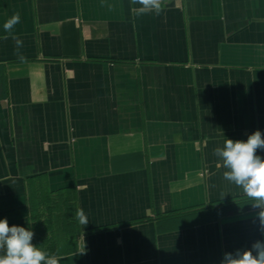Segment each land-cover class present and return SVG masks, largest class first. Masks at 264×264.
Masks as SVG:
<instances>
[{
    "label": "crops",
    "instance_id": "obj_1",
    "mask_svg": "<svg viewBox=\"0 0 264 264\" xmlns=\"http://www.w3.org/2000/svg\"><path fill=\"white\" fill-rule=\"evenodd\" d=\"M137 7L0 0V220L60 264H220L264 241L213 154L264 138V0Z\"/></svg>",
    "mask_w": 264,
    "mask_h": 264
},
{
    "label": "clouds",
    "instance_id": "obj_2",
    "mask_svg": "<svg viewBox=\"0 0 264 264\" xmlns=\"http://www.w3.org/2000/svg\"><path fill=\"white\" fill-rule=\"evenodd\" d=\"M139 7L134 9L137 16L155 13L160 15L162 0H131ZM21 22L20 14L14 13L3 25L5 32H11ZM17 53L23 42L13 37ZM21 61L25 60L22 55ZM257 149H264V138L257 130L246 141L225 139L222 147L214 149V155L222 160L226 169L223 178L239 187L252 201L258 213L261 226L264 227V159L257 155ZM76 218L82 226L89 223L84 210L77 209ZM34 233L25 227L9 226L7 219L0 220V264H60L62 257L48 255L32 243ZM81 252L80 254H83ZM255 253V254H254ZM220 264H264V241H255L250 249H237L226 252Z\"/></svg>",
    "mask_w": 264,
    "mask_h": 264
},
{
    "label": "trees",
    "instance_id": "obj_3",
    "mask_svg": "<svg viewBox=\"0 0 264 264\" xmlns=\"http://www.w3.org/2000/svg\"><path fill=\"white\" fill-rule=\"evenodd\" d=\"M251 203H252V201L250 200L248 202L245 201L242 204L226 205V206L222 207V209H223L222 212L227 213V214H232V213H235L236 211L246 209V208H248V206H253Z\"/></svg>",
    "mask_w": 264,
    "mask_h": 264
},
{
    "label": "rangeland",
    "instance_id": "obj_4",
    "mask_svg": "<svg viewBox=\"0 0 264 264\" xmlns=\"http://www.w3.org/2000/svg\"><path fill=\"white\" fill-rule=\"evenodd\" d=\"M42 244H44V245H42ZM42 244H40L39 246L41 247H46V249H49V251L50 252H56V251H58L59 249H60V244H56V243H54L53 245L51 244H46V243H42Z\"/></svg>",
    "mask_w": 264,
    "mask_h": 264
}]
</instances>
